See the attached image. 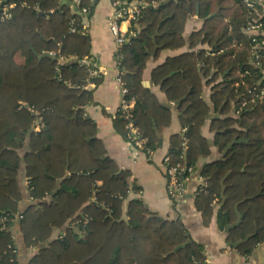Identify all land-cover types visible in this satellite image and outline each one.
I'll use <instances>...</instances> for the list:
<instances>
[{
    "label": "trees",
    "instance_id": "trees-1",
    "mask_svg": "<svg viewBox=\"0 0 264 264\" xmlns=\"http://www.w3.org/2000/svg\"><path fill=\"white\" fill-rule=\"evenodd\" d=\"M96 1L79 0L77 13L61 0H0V218L23 215L15 225L24 244L37 249L29 264H206L203 244L182 219L161 217L141 198L125 206L131 171L110 156L85 113L94 99L89 85L102 76L91 75L83 62L91 38L81 11L88 7L91 15ZM143 1L118 56L142 150L160 147L173 114L143 84L147 63L165 49L187 46L151 72L182 124L165 156L169 165L195 168L211 155V144L218 149L221 156L202 167L206 183L195 205L206 224L216 214L228 243L250 255L264 245V100L253 99L264 83V56L260 65L250 60L243 31L249 10L242 0ZM3 5L10 6L9 18L1 19ZM193 16L200 26L186 36ZM209 118L212 143L203 134ZM128 123L118 111L114 127L126 139ZM22 169L31 197L24 209ZM15 225L0 230V264H19ZM56 229L63 234L53 237Z\"/></svg>",
    "mask_w": 264,
    "mask_h": 264
},
{
    "label": "crops",
    "instance_id": "crops-1",
    "mask_svg": "<svg viewBox=\"0 0 264 264\" xmlns=\"http://www.w3.org/2000/svg\"><path fill=\"white\" fill-rule=\"evenodd\" d=\"M96 2L92 14L85 16L83 30L90 35L91 53L89 58L93 60L102 80L98 85L94 83L89 85V88L94 90V99L86 105L85 113L96 122L98 135L104 141L110 156L122 168L131 171L130 185L132 189L125 200V206L130 198H141L152 211L157 212L161 217L182 219L191 238L203 244L206 264H264V245L255 248L250 255L241 254L236 247L228 243L226 233L219 229L217 215L215 214L212 220L206 224L195 205V196L201 185L202 167L221 156L213 144H211V155L199 161L177 199L173 201L168 195L163 160L170 146L171 135L182 131V124L176 103L168 102L161 88L152 83L151 72L167 57L183 52L188 47L185 46L180 50H163L157 58L153 57L148 61L144 71L143 84L150 87L162 103L170 105L173 109L171 125L162 132V144L149 157L142 148L131 144L114 127V118L121 105V90L117 81L119 73L118 46L108 26V18L113 12V0H97ZM199 26V18L191 17L187 23L185 35L188 36L194 27ZM146 81L149 82V85L145 84ZM209 95L210 89L205 87L204 97L207 100H209ZM210 120L209 118L203 126V134L212 143L213 133L209 129ZM19 182L24 191V197L20 203L21 209H24L31 202L27 186L28 178L24 169L19 175ZM136 186L139 187L137 192L135 191ZM13 231L18 248L19 264H29L30 258L37 249L24 244L18 225L13 227ZM60 234H63V231L56 229L53 237Z\"/></svg>",
    "mask_w": 264,
    "mask_h": 264
},
{
    "label": "built area",
    "instance_id": "built-area-1",
    "mask_svg": "<svg viewBox=\"0 0 264 264\" xmlns=\"http://www.w3.org/2000/svg\"><path fill=\"white\" fill-rule=\"evenodd\" d=\"M78 5L79 0H73ZM244 5L249 10V17L244 25L243 31L246 35L250 37V60L256 65H260V59L264 56V0H242ZM155 4V1L153 2ZM147 3L143 0H136L131 3L123 2L121 0H113V12L108 18V26L113 33L115 38V42L118 46V56L119 51L122 45L127 40L128 28L132 20H135L137 16L140 14L142 7L146 6ZM8 5H3L1 7L2 14L1 19H6L11 16L9 13ZM82 13L88 15L90 13V9L85 7L81 11ZM72 31H76V27L71 28ZM240 45H242L240 43ZM209 48V47H208ZM220 50L219 52H222ZM51 54L54 55L52 52ZM119 59V57H118ZM83 62L87 64L89 73L93 76L98 75L99 72L96 70L94 66V62L91 58L85 57ZM119 63V62H118ZM248 73V70L245 72H241V83H245V75ZM117 81L121 90V105L118 111H122L127 119H129L128 128L129 133L127 137V141L131 144L138 146L140 148L143 147L144 140L140 137L138 130L134 127L131 115V108L133 107L134 101H130L126 98L127 87L125 86L124 81L122 80V72L119 68V73L117 76ZM254 100H264V83L260 89H257L253 93ZM247 100L242 103V107L246 106ZM42 126L41 119H38L35 124V129L39 130ZM186 141L184 142L185 145ZM147 155L150 157L153 155L152 150H148ZM169 157L165 156L163 160V164L166 170L167 176V191L169 197L175 201L179 194L182 192L185 186L186 180L191 175L194 170V166H186L181 162L176 164L169 165ZM201 185H205V178L201 175L200 177ZM29 180L27 182V186L29 188ZM23 215L21 213L16 214H7L0 218V230L11 228L15 225ZM10 248H13L12 245H9ZM14 252H17V248H13Z\"/></svg>",
    "mask_w": 264,
    "mask_h": 264
},
{
    "label": "water",
    "instance_id": "water-1",
    "mask_svg": "<svg viewBox=\"0 0 264 264\" xmlns=\"http://www.w3.org/2000/svg\"><path fill=\"white\" fill-rule=\"evenodd\" d=\"M61 3L62 4H67V5L71 6V7H73L77 13H80L79 8H78V6H77L75 1H73V0H61ZM145 84L149 85V82L146 81ZM180 247L181 246H178L176 248V250L179 249Z\"/></svg>",
    "mask_w": 264,
    "mask_h": 264
}]
</instances>
